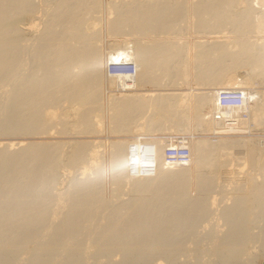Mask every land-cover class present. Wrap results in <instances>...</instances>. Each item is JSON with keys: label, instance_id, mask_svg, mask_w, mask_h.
I'll return each instance as SVG.
<instances>
[{"label": "bare ground", "instance_id": "bare-ground-1", "mask_svg": "<svg viewBox=\"0 0 264 264\" xmlns=\"http://www.w3.org/2000/svg\"><path fill=\"white\" fill-rule=\"evenodd\" d=\"M39 1L44 3V0ZM56 1L51 8L48 6L51 12H47V17L42 12L46 17L45 23H42L44 26H41L39 38L37 31L38 39L33 38L38 41L36 52L31 55L32 59L42 61L39 69L41 72L38 76L27 72L30 75L26 73L21 78V71L16 83L10 73L14 81L12 85L15 86L12 88L9 83L10 86L7 87L11 90L6 87L9 92L5 87L2 88L4 85L1 83L6 85L5 79L8 82L10 76L8 74L9 77L4 79L2 75H7L6 72L16 68L19 51L25 47L20 41L28 42L32 29L37 27L38 21L33 16L39 4L37 6L34 0H0V81L1 78L4 79V82H0V91L6 90V95L8 92L9 96L7 98L4 95V98L10 100V103L6 102L9 107L5 105L8 110L4 124L2 123L4 126L0 124L1 132L24 135L61 133L64 129L70 132L72 128L78 129L77 131L82 129L80 132L98 131L105 115V106L102 108L100 104L104 87L107 92V114L109 113L107 120L112 132L134 130V126L143 124L137 122L143 116L146 117L144 125L148 130L163 131L171 127L172 130L180 125L178 129L182 127L186 131L191 102L195 130L209 133L214 138L187 139L186 136H178L139 141L112 139L109 142V166L113 170V183L120 188L124 182H129L130 188L128 185L127 191L133 192L128 200H120L115 205L113 202L108 204L111 201L107 203L101 197L102 146L99 141L75 140L65 152L60 140L0 142V255L5 250L17 251L24 243L34 240V248H31L33 255L27 261L28 264H44L51 258V263H56L55 256L60 249L65 252L63 256L71 264H79L82 261L80 257L86 254L80 255L83 243L80 236L94 227V224L90 226L89 223V229L83 231L88 226L84 222L93 220L94 223L96 212L108 208L105 209L107 213L104 210L106 221L98 228L96 224V230H92L94 234L86 233L92 244L89 246L103 252L114 251L116 248L117 251L119 248L125 254V259L122 258L129 263L132 257L138 258L133 255L134 251L140 253V260H146L150 251L175 250L180 235L186 233L198 217L207 215L218 201L217 195L224 193L220 196L226 197L230 193L227 195L230 202H223L224 205L218 210V216L224 220L226 227L221 232H218V226L214 228L215 231L212 229L215 233L223 234L218 236L219 240L211 237L216 239L217 244L213 241L216 247L212 243L210 245L217 254L220 253L219 259L223 256L219 260L222 261L221 264H227L228 261L233 264L231 261L238 260L241 245L247 244L242 243L247 242L242 241L248 231L247 225L249 227L252 220L256 219L255 216L264 215V138L246 136L253 130L264 129V89L253 85L256 78L260 79L258 83L264 84V37H261L264 36V0H109L107 8L114 16L108 20V30L130 36L111 41L106 48L102 47L99 39L97 13L96 16L90 13L98 9L100 0ZM88 12L90 15L85 17ZM188 17L194 18L192 23L198 28L195 33L206 38H198L192 42L182 38V29L186 33L187 26L191 23ZM42 19L41 17L40 20ZM150 33L163 34L165 37L146 39V35H151ZM32 42L31 46L30 41L29 45L26 43L31 47V52L35 45ZM49 50L54 52L51 66L48 65L46 56ZM26 51L27 48L25 55L28 56L30 50L27 54ZM24 59L27 60L23 58L22 61ZM29 59L28 57V62L24 60L28 66ZM124 62L133 63V77L123 67H119L120 70L115 73L107 70L109 63ZM19 63L22 64L20 60ZM25 64L22 68L20 66L21 70ZM26 68L27 66L25 72ZM190 71L193 72L192 75ZM146 85H152L154 89H143ZM233 86L241 87L247 92L248 103L244 108L233 112L234 119H216L217 91ZM61 100L70 101L76 109L72 118L66 121L60 108L56 110L55 107H59ZM3 102L5 101L2 104ZM171 145L188 148L186 163H177L172 158H167L165 150ZM82 163L86 166H80ZM247 164L250 167L245 168ZM63 165L81 169L78 172L81 175L76 176L77 173H74L67 186L61 184L64 177L60 179L62 173L59 174ZM146 166L152 169L151 174L146 173ZM192 166L195 168L194 196L188 192ZM221 168L224 175L218 173ZM87 169L91 170L92 176L86 172ZM252 170L256 172L253 173ZM251 172L253 175H250ZM141 174L144 175L141 177ZM125 177H129V180L123 181ZM219 180H225L229 187ZM218 182L223 187L216 186L218 189H214L213 185H219ZM57 184L67 188L61 190L63 186L60 188ZM97 216L101 217L99 220H103V216ZM250 231L252 233L251 229ZM218 233L216 235H220ZM257 234L260 235L261 232ZM256 235L252 234L251 237H257ZM199 247L201 248V244ZM86 248L82 249L83 253ZM27 249H30L29 244ZM96 249L92 248V251ZM26 250L25 252L28 251ZM195 250L191 249V252ZM53 254L54 257H51ZM93 256L94 254L92 258ZM96 256L100 258V254ZM84 257L85 260L87 254ZM249 258L244 261H249ZM69 260H64V263L68 264ZM158 260L166 264L165 259ZM262 260L264 261V256L259 264H262Z\"/></svg>", "mask_w": 264, "mask_h": 264}, {"label": "rangeland", "instance_id": "rangeland-1", "mask_svg": "<svg viewBox=\"0 0 264 264\" xmlns=\"http://www.w3.org/2000/svg\"><path fill=\"white\" fill-rule=\"evenodd\" d=\"M35 1V3H37V6H38V4H39V6L36 8V13L34 14V16L33 17H35L34 19H36L37 21H38V23H37V27H38V25H39V27H38V29H37V27L35 26L33 29H32V32L35 34V36H34V34L31 32V35L33 36H30L28 39H30L29 41H30V43H29V41L28 40H26V41H28V42H25V41H23V40H21L20 42V44H22L23 43V47H24V45H25V47L28 49V51L30 52L29 53V55L27 56V55H25V50H26V48H25V50H24V48L22 49H20V51H19V53L20 54H18V60H17V64H19V65H17L16 64V68H17V71L19 72H17L15 69L16 68H14V70H15V72L16 73H18V75L15 73V75H14V70L13 71H10V72H6V74L7 75H5L4 74V76L2 75V78H6V76H8V74H9V76H10V73H11V76L13 75V77L15 78V76H16V79H14V78H12L11 76L9 77V79H8V82L6 81V79H5V83H6V85L3 83H1V85L3 86H1L2 88H4L5 87V89L6 90H8V89H10L11 90V88H9V87H7V85L8 86H10V84L9 83H11V86L10 87H12V86H15V84L14 85H12L13 83L12 82H14L15 80H17V77H18V80L20 79V75H21V78H22V76H26V75H30V74H33V73H35V75L36 76H38L39 75V72H41V70H39L40 69V66H41V63L40 62H42L41 60H39V59H32L33 57H32V55H34L35 54V52H36V48H37V45H36V43H37V41L38 40H33V38L35 37V38H37L36 37V31H37V36H38V38H39V35L41 34V30H42V27L44 26V24H42L45 20H44V18H46L48 15V11H50L51 12V9H49V7L51 6V5H55V0L54 1H52V2H50V0H47L48 2H46L45 0L43 1L44 3H42L41 1H39V0H34ZM37 1V2H36ZM40 3H39V2ZM108 1L109 0H100V5L98 6V9H100L99 11H98V9L97 10H95L94 11V13H93V11L92 12H90V13H92L93 15H95L96 13V18H97V20H99L98 21V23H97V26L99 27V30H100V32H99V39H100V42H101V44H102V47L103 48H106L107 47V45H108V43L109 42H111V41H118V40H123V39H126V38H128V36H130L129 34H122V33H111L109 30H108V28H109V22H108V20L110 19V18H112L114 15V13H110L109 11H108ZM112 1V0H111ZM113 1H115V0H113ZM116 1H118V0H116ZM190 1V0H189ZM47 4H50V5H47ZM56 2H58V0L56 1ZM41 4H45V5H47V7L44 5H41ZM41 6H43V8L41 7ZM49 6V7H48ZM39 7H40V9H42V11H40V9H39ZM47 8L49 9V10H47ZM51 8V7H50ZM45 9V10H44ZM38 10H39V12H38ZM47 10V11H46ZM44 11V15L46 14V17L42 14V12ZM46 11V12H45ZM85 11V10H84ZM48 12V13H47ZM90 13L88 12L87 13V16H86V13H85V17H88L89 15H90ZM36 14L38 15L37 17H36ZM41 14L44 16H41ZM92 16V15H91ZM112 16V17H111ZM41 17L43 18L42 20H40L41 19ZM189 19H190V25L189 26H187V32L185 33L184 31H186V30H184V28L182 29V33L180 34V35H182V38H184V39H187L189 42H192V41H194V40H197L198 38H206L205 36H202V34L200 35V33H195L196 32V29H198L197 27H195L194 25H193V23L192 22H194V20H192V19H194L193 17L191 18V17H188ZM45 23V22H44ZM67 23V22H66ZM67 24H69V23H67ZM43 25V26H42ZM42 26V27H41ZM41 27V28H40ZM57 27H58V25H57ZM108 27V28H107ZM194 28V29H193ZM40 29V30H39ZM193 30H195V31H193ZM39 32V33H38ZM185 33V34H184ZM151 34V33H150ZM153 34V33H152ZM146 35V39H149V38H161V37H165L163 34H159V35ZM150 36V37H149ZM184 36V37H183ZM261 37H264V36H261ZM259 38L260 40L262 39V38ZM34 38V39H35ZM37 38V39H38ZM32 39V40H31ZM33 41V42H32ZM31 42H32V44L35 42V45H36V47H35V45L32 47V50L34 51H32L31 52V47L29 48V46H27V45H29L30 44V46H31ZM25 43V44H24ZM26 43H27V45H26ZM29 43V44H28ZM35 47V48H34ZM23 50V51H22ZM28 51H26V54L28 53ZM22 52V53H21ZM24 53V54H23ZM34 53V54H33ZM21 54H23V56L21 55ZM32 54V55H31ZM24 55L26 56V57H24ZM52 55H54V52L52 51V50H49V52L47 53V57H48V59H47V63H48V65H52L53 63H52V61H51V58H52ZM20 57H22V58H20ZM28 57L30 58V59H32V61L29 59V66H28V64L26 63V62H28ZM23 58H27V60L26 59H24L23 61H22V59ZM19 60H20V62L22 63L21 65H20V63H19ZM31 61V62H30ZM24 62V63H23ZM27 65H26V64ZM25 64V66H27V68H26V72L24 71L25 70V66H24V68L21 70V68L23 67V65ZM20 66H21V68H20ZM20 68V69H19ZM20 71H19V70ZM29 71H28V70ZM21 71H23L22 73H21ZM13 72V73H12ZM27 72H29V73H27ZM32 72V73H31ZM239 73H241L240 71H238ZM21 73V74H20ZM27 73V74H26ZM191 75H192V71H190L189 72ZM24 74V75H23ZM26 74V75H25ZM1 78V81L0 82H2V80H3V82H4V79H2ZM14 80V81H12V79ZM17 80V81H18ZM256 81L253 83V85L254 86H257L259 89L261 88V89H264V84H260V83H258V81L260 80L259 78H256L255 79ZM17 81H15L14 83H16ZM105 85H106V83H105ZM260 86H262V87H260ZM8 89H7V88ZM145 88H143V89H154V86H152V85H146V86H144ZM190 87V86H189ZM13 88V87H12ZM104 89V90H103ZM103 89H102V99L100 100V104H101V107L102 108H104V106H105V115H104V117H103V124H102V126H101V129L100 130H98V131H95V130H92V131H90V132H80V130H82V129H79V131H77L78 129H75V128H72V129H70V132H67V131H69V130H66V129H64L63 130V132H61V133H55V132H48V133H34V134H30V133H25V135L24 134H21V133H18V134H12V133H6V132H1L2 131V129L0 130V142H9V141H13V142H15V141H18V140H22V141H56V140H60V141H62L61 143H62V148H63V152H65V150L67 151V149L70 147V144H72V142L73 141H75V140H96V141H99L100 143H101V146H102V150H101V154H102V161H101V165H102V172H101V174H102V182H101V194H102V199H104L105 200V202H109V201H111V203L109 202L108 204H113L114 203V205L115 204H118V203H120V200L122 201H124V200H128L129 199V197H131L132 195H133V192L132 191H127V190H129V188H130V184H129V182L128 183H126V182H124L123 184H122V186H120V188H118V187H116V184L115 183H113V173H112V167H110L111 166V157H110V146H109V142L112 140V139H125V140H132V141H139V140H143V139H154V138H162V139H167V138H176V137H178V136H183V137H185V138H187V139H190L191 137L192 138H196V137H206V138H214L213 136H211L209 133L208 134H205V133H201L199 130H195V127H194V121H193V116H192V104H191V102L189 103V107H190V111H189V122H188V127H187V130L186 131H184L183 129H182V127H181V129H178V128H180V125H178V127L177 128H173L172 130H171V128H168V130L166 131L165 129H163V131L162 130H154V131H151V130H148V128H146L145 127V125H144V122L146 121V117L145 116H143V117H141V118H138L137 119V122H141V123H143L142 125H138V126H134V130L132 129L131 131H119V132H112V131H110V127H109V123H108V120H107V115L109 114H107V92H106V89L103 87ZM184 89H188V88H184ZM0 90H2V89H0ZM4 90V89H3ZM6 90H4V92L3 91H0L1 93H0V109H2V106H3V108L5 107V105H6V107L9 105V103H10V100L8 101V100H6L5 98L7 97L8 98V96H9V93L7 92V94L8 95H6ZM9 91V90H8ZM10 92V91H9ZM3 94V95H2ZM2 95V96H1ZM6 97H5V96ZM2 97V98H1ZM5 97V98H4ZM3 98H4V100H3ZM5 101V102H3V104H2V101ZM62 101V102H61ZM60 101V103H59V101H58V103L61 105H59L58 103H56V105L58 104L59 105V107L58 106H55V107H57L56 108V110L58 109L59 110V108H60V112L64 115V118H65V121L67 120V119H71L72 118V116H73V114H74V111L76 110L75 108H74V106L71 104V102L70 101H63V100H61ZM6 102H9V103H6ZM6 103V104H5ZM62 103V104H61ZM8 104V105H7ZM5 107V108H6ZM9 107V106H8ZM7 107V108H8ZM5 109V111H4V109H2V114H0L1 115V117H0V124L2 125V123L4 124V122H3V120H5V114L7 113V110L8 109ZM1 112V111H0ZM4 112V113H3ZM2 117H3V119H2ZM2 119V120H1ZM69 121H71V120H69ZM1 125H0V127H1ZM2 126H4V125H2ZM52 129V128H51ZM171 131H170V130ZM52 130H54V129H52ZM51 131V130H50ZM75 131H77V132H75ZM21 134V135H20ZM27 134H29V135H27ZM250 135V136H249ZM249 135H246V136H248V137H251V138H264V129H258V130H253L252 131V133L251 134H249ZM170 136V137H169ZM110 158V159H109ZM110 165V166H109ZM80 166H86V164H84V163H82V164H80ZM247 166H249V164H247V165H245V168H247ZM148 166H146L145 168V171H146V173L148 172L149 174H151L152 173V169H150V167L149 168H147ZM250 167V166H249ZM248 167V168H249ZM62 169L60 170L59 169V174L60 173H62L61 175H60V179H62V177H64L63 178V180H62V183L61 184H63L64 186H67L68 185V180L70 179V177H73V174L75 173V175H76V173H77V175L76 176H79V174L80 173H78L79 172V170H81V169H78V168H74V166H68V165H63L62 167H61ZM76 169V170H75ZM149 169V170H148ZM206 168H204V170H205ZM90 169H87L86 170V172L90 175V176H92L93 174L91 173L90 174V171H89ZM194 170H195V168H194V166H192L191 168H190V171H191V179H190V183H189V194L191 195V196H194L196 193V185H195V172H194ZM233 170V169H232ZM60 171H62V172H60ZM206 171V170H205ZM251 171V170H250ZM252 172L254 173V172H256L255 170H252ZM251 172V173H252ZM218 173H220L221 175H224L225 174V172H224V170H223V168H221L220 170H219V172ZM250 173V175H253V173L251 174ZM81 175V174H80ZM144 174H141L140 176L142 177ZM245 176V175H244ZM75 177V176H74ZM126 179H127V177H125V178H123V181H126ZM129 180V177H128V179H127V181ZM222 181H224V182H222ZM219 182H221V184H225L226 183V181L225 180H219ZM218 182V183H219ZM125 183H126V185H125ZM63 185H60V184H57V186H60V188H62V186ZM129 185V188H127V186ZM226 185H227V183H226ZM63 186V188L61 189V190H65L67 187H64ZM216 186H222L223 187V185H220V183H219V185H216V183H215V185H213V187H214V189H218V187H216ZM228 186V185H227ZM226 186V187H227ZM115 187V188H114ZM216 187V188H215ZM219 187V188H220ZM229 187V186H228ZM122 188H124V189H122ZM127 188V189H126ZM117 190V191H116ZM131 190V189H130ZM114 191V192H113ZM127 193H126V192ZM113 193H115V194H113ZM123 193H124V195H123ZM129 193V194H128ZM224 193H222V194H220L221 196L223 195ZM113 195H116V196H113ZM122 195V196H121ZM219 195V194H218ZM217 195V199H218V201L216 200V203H217V207L218 208H216V203H214V207L212 206L210 209H209V211L206 213L207 215L205 216H202V217H198V219L196 220V223H194L193 224V226H191L190 228H192V229H188V230H190V232L188 231V230H186L185 232L186 233H182L181 235H180V237H179V244L177 245V247L175 248V250L172 248V249H168V250H165V251H163L164 252V254H163V252H161V254H160V252H158V251H150L149 253H148V255L146 256V260H140L139 259V254L137 253V251H134L133 253H135V254H133V255H137V257L138 258H136L135 256L134 257H132V255L131 256H129L130 258H131V262L129 263V261H126L125 262V254H124V251L122 250V251H120L119 250V248H118V250L116 251V249L114 250V251H116V252H114V251H112V250H109V251H98L96 248H94V247H92L93 249H96V250H93L94 251V253H93V251H92V248L89 246L91 243L89 242V239H88V237L89 236H87L86 235V233L88 234V235H92V234H94L93 233V231L94 230H96V228H98L99 227V225L101 224H103L105 221H106V213L108 212L107 210H105V209H108V208H105V209H99L97 212H99L98 214H99V216H103V220H99L100 218H98V214H97V212H96V214L94 215V217L93 218H95V221H94V223H92V221L93 220H90L89 222H84L85 223V225L86 224H88V226L86 225V229L84 228V230L83 231H85V230H88L89 228L88 227H90L91 225H93L94 224V227L96 226V224H97V227L96 228H94L93 226L91 227V229H89V231H85V232H83L82 233V235L80 236L81 238H83V240H82V242L84 243H82V249L84 248V247H89V250H87V248H86V250H87V252H85L86 250H83L84 251V253L82 252V249H81V251H80V255L81 254H87V257H89V258H87L86 257V259L84 260V256H86V254L84 255V256H82V257H80V260L82 259V261L81 262H83V263H81L80 261V263L81 264H110L109 262H111V264H120L122 261L124 262H122L121 264H163V263H161L158 259H162V260H167V261H165L164 260V262H166V264H168V262H169V264H172V262H173V264H175V263H179V264H196V262H198V261H200V262H204L203 264H208V263H212L213 264V262L214 263H216V264H221V262L222 261H219V260H221V258L223 257V256H221V258L219 259V257H220V253H218L217 254V252L215 251V248L214 247H211L214 243H213V241H215V244H217L216 243V239H214V238H217V240H219L218 239V236H221L222 234H223V232H222V234L221 233H218L219 231L221 232V230H223L224 231V229H225V227H226V224L224 223V220L221 218V217H219L218 215V210H220L219 208H221V206L222 205H224V204H226L227 202L229 203L230 202V198H228L227 197V195H230V193H228L227 195H226V197L225 196H223V197H221L220 195L218 196ZM206 197H207V194L205 195ZM115 197V198H114ZM120 197V198H119ZM113 198V199H112ZM223 200H222V199ZM119 199V200H118ZM208 199H210V198H208ZM220 199V200H219ZM222 200V201H221ZM224 200H226V201H224ZM220 201V202H219ZM113 202V203H112ZM224 202V204H222ZM220 205V206H219ZM65 208V207H64ZM63 207H62V209H64ZM213 208H216V209H213ZM104 210H105V212L106 213H104ZM213 212H212V211ZM100 212H101V214H100ZM217 212V213H216ZM216 213V214H215ZM61 214V213H60ZM59 214V215H60ZM209 214H211L212 216H210ZM58 215V216H59ZM105 215V216H104ZM214 215H215V217H214ZM57 216V217H58ZM61 217H62V215H60ZM209 216V217H208ZM264 215H257V216H255V218L256 219H253L251 222V224H249V227L250 226H252V227H248V225H247V229H246V231L247 232H245V234H246V236H247V234L250 236H247V237H249V238H247L245 235V237H243L242 238V241L243 240H247V242H242V243H247V244H242L241 246V248H240V250L241 251H239V257H238V260L236 259V260H234V261H231V263H233V264H259V262H260V260L262 259V257L264 256V250H262V249H264V247H262L261 245L264 243L263 241H264V233L262 234V231L264 232V217H263ZM56 217V218H57ZM213 217V218H212ZM209 218H211V219H209ZM215 218V219H214ZM220 218V219H219ZM260 218H263L261 221L259 220ZM60 218H58V220H59ZM203 219V220H202ZM257 219H258V221H257ZM58 220H56V221H58ZM97 220H99V221H97ZM202 220V221H201ZM204 220H206V221H204ZM210 220V221H209ZM211 220H212V222H211ZM222 220V221H221ZM255 220V221H254ZM198 221H200V222H198ZM204 221V222H203ZM219 221H221L220 223H219ZM97 222V223H96ZM99 222H101V223H99ZM198 222V223H197ZM210 222V223H209ZM258 222V223H257ZM89 223H90V226H89ZM204 223V224H203ZM224 225H223V224ZM256 225H255V224ZM202 224V225H201ZM207 224V225H206ZM216 224V225H215ZM219 224H220V226H219ZM222 224V225H221ZM85 225H83L84 227H85ZM100 225V226H101ZM204 225V226H203ZM206 225V226H205ZM212 226V228H211V226ZM215 225V227H213ZM261 225V226H260ZM196 226H198V227H196ZM200 226H201V228H200ZM209 228H211V229H209ZM218 226V227H217ZM223 226V227H222ZM216 227H217V229H220V230H218V232H214L215 230H214V228L216 229ZM220 227V228H219ZM88 228V229H87ZM194 228V229H193ZM197 228V229H196ZM249 228V229H248ZM94 229V230H93ZM196 229V230H195ZM199 229V230H198ZM214 231H213V230ZM250 229L252 230V233H249V231H250ZM93 230V231H92ZM195 231L194 233L192 232V231ZM204 230V231H203ZM261 230V231H260ZM196 231H198L197 233H196ZM203 231V232H202ZM212 231H213V233H212ZM189 232V233H188ZM191 232H192V234H191ZM200 232V234H198ZM251 232V231H250ZM261 232V234L260 235H262V237L259 235V234H257V233H260ZM209 233H211L210 234V236H209ZM220 234V235H216V234ZM186 234V235H185ZM187 234H189L188 236H187ZM204 234H205V236H204ZM213 234V235H212ZM251 234V235H250ZM252 234L255 236L256 234V236L257 237H251L252 236ZM84 235V237H82ZM86 235V236H85ZM214 235H216V236H214ZM207 236V237H206ZM260 238H259V237ZM45 238H46V236H44ZM87 237V238H86ZM205 239H204V238ZM211 237H214V238H211ZM192 238V239H191ZM200 238H202L203 239V241L200 239ZM257 238H259V240L257 239ZM263 238V239H262ZM214 239V240H213ZM249 239V240H248ZM256 239H257V242H256ZM184 240V241H183ZM210 240H211V242H210ZM254 240V241H253ZM262 240V241H261ZM88 241V242H87ZM182 241V242H181ZM198 243H197V242ZM208 241H209V245H210V243H212V245H208ZM248 241H249V243H248ZM33 242V243H32ZM86 242V243H85ZM194 242H196V243H194ZM204 242V244L202 245V243ZM218 242V241H217ZM35 243V241L33 240H31V241H29V242H26V243H24L23 244V246L22 247H20L21 249H19L18 248V250L16 251V250H14V251H12V250H8V251H6L5 250V252L3 253V255H0V264H15V263H17L18 264V262H19V264H23V262H24V264H28V262L30 261V256L32 257V255H33V246L35 245L34 244ZM181 243V244H180ZM201 244V248L199 247V245ZM252 243V244H251ZM253 243H255V244H253ZM258 243V244H257ZM260 243H262L261 245H260ZM28 244L30 245V249H27L28 248ZM31 244H33L32 246H31ZM191 244V245H190ZM195 244V245H194ZM215 244H214V246H215ZM27 245V246H26ZM87 245V246H86ZM92 245V244H91ZM245 247H244V246ZM250 245V246H249ZM264 245V244H263ZM84 246V247H83ZM94 246V245H93ZM193 246V248H191ZM204 246V247H203ZM211 247L210 249H208L209 247ZM251 246H252V248H251ZM256 246V247H255ZM257 246H258V250H257ZM23 247H26V248H24L23 249ZM187 247V248H186ZM197 247V248H196ZM199 247V248H198ZM216 247V246H215ZM32 248V249H31ZM90 248H91V250H90ZM203 248H204V250H203ZM242 248H244V250L242 249ZM246 248V249H245ZM28 251H27V250ZM121 249V248H120ZM191 249L192 250H195V252L193 251V252H191ZM198 249H202V250H198ZM250 249V250H249ZM23 250V251H22ZM25 250L28 252H25ZM29 250H31V251H29ZM60 250H61V252H60ZM57 253H56V256H55V258H57V259H55L54 261L57 263V262H59L60 264L61 263H63V264H66V263H64V260L65 261H68L69 259H67L66 260V258H65V256H63V255H65V252L62 250V249H60ZM170 250V251H169ZM209 250H211V252L209 251ZM213 250V251H212ZM253 250H256L257 251V253H256V251H253ZM120 251V252H119ZM202 251V252H201ZM206 251H209L211 254H212V256L210 257V255L208 254L209 252H207L206 253ZM251 251H252V253H251ZM12 254H11V253ZM14 252V253H13ZM15 252H18V254L17 253H15ZM19 252H20V254H19ZM25 252V253H24ZM60 252V254H58ZM64 252V253H63ZM89 252H90V256H89ZM91 252L94 254V256H93V258H92V255H91ZM97 252H99V253H97ZM101 252V253H100ZM121 252L123 253V254H121ZM178 252H179V254H178ZM201 252V253H200ZM216 252V253H215ZM242 252H245V253H241ZM6 253H8V255H6ZM30 253H32V254H30ZM63 253V254H62ZM106 255H109V256H111V257H109V256H106ZM118 253L121 255H118ZM137 253V254H136ZM206 253V254H205ZM215 255H214V254ZM251 253V254H250ZM253 253H254V255H255V253H256V257L253 255ZM0 254H2V253H0ZM15 254V255H14ZM25 254H26V257H24L25 256ZM62 254V255H61ZM97 254H100V258H99V256H96ZM163 254V255H162ZM186 254V255H185ZM244 254H245V257H244ZM10 255V256H9ZM29 255V256H28ZM54 255L55 254H53V256H51V257H54ZM103 255V256H102ZM104 255H105V257H104ZM158 255V256H157ZM183 255H184V257H183ZM214 255V256H213ZM216 255H219V256H217L218 257V259H217V257L216 258H214ZM246 255H247V257H246ZM3 256V257H2ZM8 256V257H7ZM17 256V257H16ZM28 256V257H27ZM118 256H119V258H118ZM190 256H191V258H190ZM242 257V260H241V257ZM251 257V258H253V259H251V258H249V257ZM254 256V257H253ZM24 257V258H23ZM98 257V258H97ZM124 259H123V258ZM152 257H154V258H152ZM189 257V258H188ZM194 257V258H193ZM225 257V256H224ZM260 257V258H259ZM4 258V259H3ZM7 258V259H6ZM13 258V259H12ZM15 258V259H14ZM18 258V259H17ZM22 258V259H21ZM30 258V259H29ZM102 258H103V261H102ZM113 259L114 260V262H113V260L111 261L110 259ZM133 258H134V260H138L137 262L136 261H134L133 260ZM136 258V259H135ZM147 258L148 259H150V260H147ZM171 258V259H170ZM200 258V259H199ZM247 258H249L251 261H253L252 263L251 262H249V261H247L248 259ZM29 259V260H28ZM88 259H90V260H88ZM96 259V260H95ZM99 259V260H98ZM106 259V260H105ZM117 259H118V261H117ZM120 259H122V260H120ZM193 259V260H192ZM195 259H196V262H195ZM199 259V260H198ZM223 259V258H222ZM240 259V260H239ZM245 259H247L246 261H244ZM14 260V261H13ZM18 260H20V261H18ZM24 260H26V262L24 261ZM53 261V259L51 258L50 259V261L48 260L46 263H44V264H49V262H50V264H56V263H51L52 261ZM93 260V261H92ZM108 260V261H107ZM116 260V261H115ZM178 260V261H177ZM198 260V261H197ZM216 260H218V261H216ZM16 261V262H15ZM28 261V262H27ZM62 261V262H61ZM99 261V262H98ZM106 261H107V263H106ZM177 261V262H176ZM208 261H211V262H208ZM263 261V260H262ZM8 262H10V263H8ZM21 262V263H20ZM71 261L69 260V263L68 264H71L70 263ZM89 262V263H88ZM90 262H92V263H90ZM104 262V263H103ZM171 262V263H170ZM184 262V263H183ZM229 263H230V261H228ZM227 262V264H229ZM244 262V263H243ZM246 262V263H245ZM255 262V263H254ZM59 263H57V264H59ZM79 263V264H80ZM202 263H197V264H202Z\"/></svg>", "mask_w": 264, "mask_h": 264}, {"label": "built area", "instance_id": "built-area-1", "mask_svg": "<svg viewBox=\"0 0 264 264\" xmlns=\"http://www.w3.org/2000/svg\"><path fill=\"white\" fill-rule=\"evenodd\" d=\"M119 67L128 70V75L132 77L134 76L135 67L131 62L109 63V65H107V70L110 73H115V71L120 70ZM217 98L218 109L215 111L214 117L216 119L220 118L223 121L234 119L235 114L233 112L244 108L249 100L247 92L238 86L220 88L217 91ZM165 153L167 158H172L171 160L177 163H186L189 150L186 146L171 145L166 147Z\"/></svg>", "mask_w": 264, "mask_h": 264}, {"label": "water", "instance_id": "water-1", "mask_svg": "<svg viewBox=\"0 0 264 264\" xmlns=\"http://www.w3.org/2000/svg\"><path fill=\"white\" fill-rule=\"evenodd\" d=\"M262 264H264V261L262 262Z\"/></svg>", "mask_w": 264, "mask_h": 264}]
</instances>
